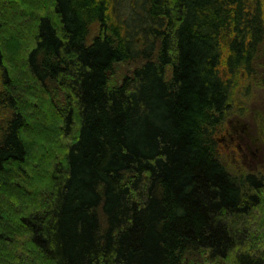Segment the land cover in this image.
Returning a JSON list of instances; mask_svg holds the SVG:
<instances>
[{
	"label": "trees",
	"instance_id": "1",
	"mask_svg": "<svg viewBox=\"0 0 264 264\" xmlns=\"http://www.w3.org/2000/svg\"><path fill=\"white\" fill-rule=\"evenodd\" d=\"M263 49L264 0H0V188L35 170L26 93L65 101L49 189L0 212V264H264V176L218 143Z\"/></svg>",
	"mask_w": 264,
	"mask_h": 264
},
{
	"label": "rangeland",
	"instance_id": "2",
	"mask_svg": "<svg viewBox=\"0 0 264 264\" xmlns=\"http://www.w3.org/2000/svg\"><path fill=\"white\" fill-rule=\"evenodd\" d=\"M33 5L28 11L26 10L28 22H26L27 26L24 30H29L31 25L34 26V20L30 23V18L37 12H40V14L42 12L38 10L34 2ZM109 17L112 22H115L118 14L110 10ZM20 23L21 21H18V24ZM30 32L29 34H32ZM139 65L141 64L136 62L121 63L113 67L111 74H116L117 80H122L127 75L132 76ZM263 66L264 49L257 57L255 63L256 75L248 78L241 74V77L236 80L237 85L232 96L235 108L232 110L227 122L224 123L222 129L218 132L222 162L234 176L246 174L264 176V88L261 84ZM13 71L21 82L20 84L29 90V79L28 77L26 78V71L22 64H14ZM35 93L34 90L31 93H26L27 104L23 105V110L26 111L30 120V128L24 134L30 154V159L28 160L30 163H28L35 170L30 169L31 178L18 175L17 177L11 175L6 178L7 184L0 188V212H2L1 210L6 203L14 204L15 208L21 207L20 204L14 202L17 199H21L19 201L21 204L22 201L25 203L33 199L36 202L38 193H45L50 186L49 173L51 165L44 167L42 163L47 150H56L57 153L62 151L63 140L60 135L58 133L52 135L51 133L59 128L58 122L53 117L51 105L63 106L65 104L63 95L61 91H54L52 96L46 99L41 94L36 93L37 100H35ZM48 129L52 131L49 133ZM18 174H21V172H18ZM16 180L22 184L23 188H17L13 185L12 182ZM13 189L20 191L15 192ZM261 222L264 227V219ZM7 235L8 239H12V235L8 233ZM18 238H22L23 241L27 239L26 234ZM5 255L8 256L10 254ZM205 264H208V262Z\"/></svg>",
	"mask_w": 264,
	"mask_h": 264
}]
</instances>
